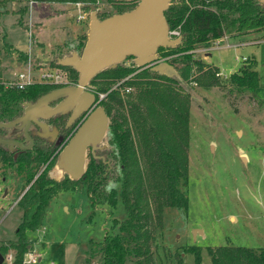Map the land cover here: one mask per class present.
Returning <instances> with one entry per match:
<instances>
[{"label":"rangeland","instance_id":"374dc122","mask_svg":"<svg viewBox=\"0 0 264 264\" xmlns=\"http://www.w3.org/2000/svg\"><path fill=\"white\" fill-rule=\"evenodd\" d=\"M21 6H27V11L21 12ZM92 7L98 18L119 13L113 3L101 0L87 8L82 2H0L1 77H9L13 71L30 64L33 69L43 65L53 68L73 52L80 54L82 43L87 40ZM78 10H82L84 19H79L78 13L72 14ZM226 35L230 43H249L203 51L200 49L205 47L197 44L193 49L196 58L224 72L218 77L221 83L204 87L194 81H183L176 68L172 76L178 81L174 86L190 95L189 171L187 182L180 187L188 196V208L185 211L164 206L159 210L157 201L149 198L152 213L149 229L153 233L151 264H213L208 247L243 246L257 253L264 249V104L258 101H264V35L262 32L238 37ZM159 54L157 49V59ZM242 56L248 57L246 62L253 59L251 62L255 63L259 75L256 97L249 91H236L228 81L230 74L245 63ZM119 64L137 67L133 56ZM108 135L109 128L103 140L106 147L99 152L94 148L95 156L118 149L111 145ZM65 146L46 163L33 162L29 166L11 168L0 163V243L14 240L19 224L30 219L35 208L15 201L24 192L28 201L38 190L37 178L50 161L48 178L71 179L60 163ZM123 183L118 162L114 177L105 187L107 193L115 190L114 206H93L83 183L54 196L44 207L40 226L25 231L28 241H32L42 255L39 264H88V261L100 264L101 245L107 233L119 234L131 250L126 264H138L139 259L148 264L145 256H136L132 251L131 231L122 229L132 213L124 200ZM5 190L7 195L3 197Z\"/></svg>","mask_w":264,"mask_h":264},{"label":"trees","instance_id":"16d2710c","mask_svg":"<svg viewBox=\"0 0 264 264\" xmlns=\"http://www.w3.org/2000/svg\"><path fill=\"white\" fill-rule=\"evenodd\" d=\"M34 1L82 2L85 8L96 3V0ZM101 1L113 3L118 7V12L134 8L132 4L135 2ZM20 11L26 12L27 6H21ZM164 15L169 29L179 27L181 43L175 47H159L160 58L170 56L167 62L177 69L181 80L194 81L204 87L221 82L215 75L217 67L205 64L193 52H189L195 49V45L206 46L211 40L226 34L238 37L264 31V4L258 0L171 1ZM107 16L110 14H104L100 19ZM251 61L253 59L245 62L237 72L231 73L228 81L236 91H249L255 96L259 75L254 68L255 63ZM55 67L65 71L69 81L77 82L78 73L73 67L63 66L59 62ZM195 71L198 72L197 76L194 75ZM1 74L0 69V81ZM176 83V78L152 71L149 67L141 69L118 64L97 73L90 80V85L98 93H107L101 105L110 119V143L118 149L108 150L97 157L91 156L84 175L77 180L66 177L56 181L48 178L46 173L52 163L50 161L37 178L38 190L28 201L24 195L18 202L22 206L35 208L30 219L19 224L15 240L0 244V251L5 254L12 249L14 264H20L29 243L25 231L40 226L44 207L62 190L74 189L83 183L88 188L93 206H114L115 190L107 193L105 187L108 180L114 177V168L119 162L124 181V200L132 211L122 229L131 231L135 255L145 256L143 259L151 264L153 233L149 229L152 214L149 198L157 201L159 210L164 206L185 211L188 208V196L180 187L187 182L189 171L190 95L178 90L174 86ZM51 87L54 85L34 84L23 91H16L4 89L0 82V123L16 119L23 112L24 102L35 99ZM258 101L264 104L263 100ZM6 132L5 127H0V138L5 139ZM54 151L53 147H34L32 150L20 151L13 157L14 153L4 149L0 143V160H10L12 164L20 166L33 162L46 163ZM130 251L119 234L107 233L101 245L100 264H126ZM208 252L213 264H264V249L257 253L243 246H218L208 247ZM138 264H143V261L139 259Z\"/></svg>","mask_w":264,"mask_h":264},{"label":"water","instance_id":"95a60500","mask_svg":"<svg viewBox=\"0 0 264 264\" xmlns=\"http://www.w3.org/2000/svg\"><path fill=\"white\" fill-rule=\"evenodd\" d=\"M137 2L130 10L119 12L103 19L98 18L94 7L87 40L81 53L73 52L59 60L63 66L73 67L78 73V79L73 87H63L53 90L43 96L34 105L26 107L25 114L19 119L0 123V127H9L16 122L24 121L27 128L30 125L32 111L40 108L46 102L59 96L68 97L54 108L51 113H59L71 103L77 108L73 116L92 110L98 103L96 95L90 87V80L100 71L116 67L126 57L133 56L136 66L149 67L152 71L172 77L176 73L173 65L167 61H157L159 47H175L181 43V38H168V24L164 15L170 5V0H118ZM264 4V0H258ZM77 11L72 14L75 15ZM178 73V72H177ZM73 119V117H71ZM40 124L39 120H35ZM109 117L102 107L95 108L83 122L74 136L66 144L60 154V163L68 170L71 179L77 180L85 173L86 148L96 145L106 133ZM0 143L19 144L12 140H3ZM3 253L0 251V264L3 263Z\"/></svg>","mask_w":264,"mask_h":264},{"label":"flooded vegetation","instance_id":"af4514ba","mask_svg":"<svg viewBox=\"0 0 264 264\" xmlns=\"http://www.w3.org/2000/svg\"><path fill=\"white\" fill-rule=\"evenodd\" d=\"M75 84H76V82L69 81L65 84L54 85V87H51L49 90L42 92L35 99H31V100L24 102L22 114L19 115L13 121L19 119L20 117H22L25 114V109H26V107L29 106V104L30 105L36 104L38 102V100H40L43 96H45L49 92L56 90V89L63 88V87H73ZM90 87L96 95V100H98V103L92 108V110L77 114L76 116H73V114L76 111L77 104L71 103L63 111H61L59 113H51L49 108H54L58 104L62 103L68 97V95L56 97L55 99L46 102L40 108L34 109L32 111V118L30 121V125L27 128L29 138L26 136V134L24 132L25 127H27V124L24 121H19V122H16L15 124H13L9 127H5L7 129V132L5 133V139H3V140L16 141V142L20 143V145L19 144H12V143H7V144L2 143L4 145V149H6L9 152L14 153L13 157H16L17 153H19L20 151L32 150L34 147H40V148H51V147H53L55 149V151H54V154H55L59 148L61 149L62 147H64L69 142V140L74 136V134L77 132V130L83 124V122L87 119V117L90 115V113L95 108H97V107L103 108V106L101 105V101L105 96L100 98L98 95V92L92 88V85H90ZM104 112L106 113L105 110H104ZM71 117H73V119H71ZM35 120H39L40 124L36 123ZM109 123H110V119H109ZM108 128H109V125H108ZM108 128H107V130H108ZM107 130H106V133L104 134V136L101 138V140L96 145H94V146L88 145L87 146L86 157L89 156L88 162L90 161L91 156H95L94 153L92 152L94 148L98 150L97 152L105 149L106 145L103 144V140H104V138H106ZM87 151L89 152L88 154H87ZM95 157H97V156H95ZM0 163L7 165L8 168H11L12 166H14V164H12V162L10 160H7L6 162L4 160H0ZM15 165H17V164H15ZM87 165H88V163H86V165H85V171H86ZM25 166H29V165H25ZM5 178L6 177H1L2 180H5ZM6 195H7V190L3 191V197ZM21 196L17 199V203L23 197V196L22 197Z\"/></svg>","mask_w":264,"mask_h":264},{"label":"built area","instance_id":"2783aa9c","mask_svg":"<svg viewBox=\"0 0 264 264\" xmlns=\"http://www.w3.org/2000/svg\"><path fill=\"white\" fill-rule=\"evenodd\" d=\"M79 5V4H78ZM79 19H84L85 15L82 10H78ZM180 36L179 27L168 29V38L175 39ZM249 42H241L237 41V43H230V38L227 35H223L222 37L211 40L208 45L204 46L205 48H201L200 50H217L220 48H236L247 45ZM193 52V50L189 51ZM170 57V56H169ZM169 57H161L157 59L158 62L165 61ZM241 60L246 62L248 57L242 56ZM40 67L39 69L31 68V64L27 66V68H23L22 70L13 71L11 76L6 78H1V84L4 89H12L16 91H23L28 87L34 84H50V85H58L65 84L68 82L67 73L57 67L53 68H45ZM34 73H37L36 75ZM217 77L224 75L222 70H218L215 74ZM106 93H98L99 97L102 98ZM17 203V201H15ZM14 203V204H15ZM4 260L3 262H7V264H14L15 262V254L13 251H8L3 254ZM42 260V255L39 254L37 248L33 245V242H29L26 250L23 252L20 264H39ZM50 264H54L51 262Z\"/></svg>","mask_w":264,"mask_h":264},{"label":"crops","instance_id":"0c3cea01","mask_svg":"<svg viewBox=\"0 0 264 264\" xmlns=\"http://www.w3.org/2000/svg\"><path fill=\"white\" fill-rule=\"evenodd\" d=\"M74 11H72V13H73ZM76 15V14H75ZM262 34L264 35V31H262ZM16 239V238H15ZM14 239V240H15ZM9 241H12V240H9ZM7 241H5V242H2V243H6ZM2 243H0V244H2ZM9 251H13L12 249H9Z\"/></svg>","mask_w":264,"mask_h":264}]
</instances>
